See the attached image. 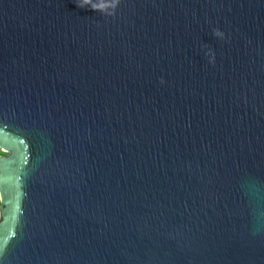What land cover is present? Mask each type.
I'll list each match as a JSON object with an SVG mask.
<instances>
[{
  "label": "water",
  "instance_id": "obj_1",
  "mask_svg": "<svg viewBox=\"0 0 264 264\" xmlns=\"http://www.w3.org/2000/svg\"><path fill=\"white\" fill-rule=\"evenodd\" d=\"M0 150V264H264V0H0Z\"/></svg>",
  "mask_w": 264,
  "mask_h": 264
},
{
  "label": "clouds",
  "instance_id": "obj_2",
  "mask_svg": "<svg viewBox=\"0 0 264 264\" xmlns=\"http://www.w3.org/2000/svg\"><path fill=\"white\" fill-rule=\"evenodd\" d=\"M119 0H112V3H107L106 0H76V6L80 9H90L94 12H99L102 15H114V10L118 7ZM112 9V12H109V9ZM214 37L223 38V33L220 30L213 31ZM207 47V46H205ZM206 57L208 62L211 65L215 64V54L211 50H206ZM161 85L165 83L163 79L160 81Z\"/></svg>",
  "mask_w": 264,
  "mask_h": 264
},
{
  "label": "trees",
  "instance_id": "obj_3",
  "mask_svg": "<svg viewBox=\"0 0 264 264\" xmlns=\"http://www.w3.org/2000/svg\"><path fill=\"white\" fill-rule=\"evenodd\" d=\"M4 153H2L1 151H0V155H3Z\"/></svg>",
  "mask_w": 264,
  "mask_h": 264
},
{
  "label": "rangeland",
  "instance_id": "obj_4",
  "mask_svg": "<svg viewBox=\"0 0 264 264\" xmlns=\"http://www.w3.org/2000/svg\"><path fill=\"white\" fill-rule=\"evenodd\" d=\"M1 151V150H0ZM1 156V155H0ZM0 209H1V203H0Z\"/></svg>",
  "mask_w": 264,
  "mask_h": 264
}]
</instances>
